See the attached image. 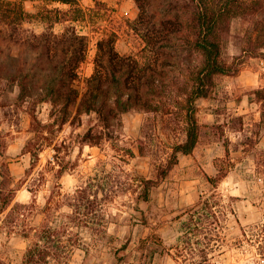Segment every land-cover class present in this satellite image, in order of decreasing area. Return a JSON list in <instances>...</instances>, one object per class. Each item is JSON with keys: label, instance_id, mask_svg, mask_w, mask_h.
I'll return each mask as SVG.
<instances>
[{"label": "rangeland", "instance_id": "1", "mask_svg": "<svg viewBox=\"0 0 264 264\" xmlns=\"http://www.w3.org/2000/svg\"><path fill=\"white\" fill-rule=\"evenodd\" d=\"M100 1L103 4L94 23L75 24L88 35L89 48L74 85L81 96L86 92L98 40L104 29L111 31L117 35L118 52L140 61L146 72L136 107L107 122L97 114L75 118L73 111L64 123L61 107L39 101L45 75L40 68V75L33 77L37 84L25 102H18V88L12 91L6 78H1L0 182L10 168L21 186L14 203L30 205L36 200L27 222L33 226L42 221L41 207L57 182L68 194L92 184L99 200L97 226L105 233L98 245L86 234V243L74 245L70 264H195L201 260L199 252L195 259H187L189 248L204 247L210 241L203 235L193 236L192 246L185 245L188 230L184 224L193 206L213 191L219 194L218 222L213 226H220L222 238L210 242L220 248L204 264H264V245L243 242L241 229L254 222L264 200V98L256 93L264 88V12L233 21L223 59L237 63L239 71L216 77L211 95L195 102L198 145L192 154L180 155L168 175L159 179V169L166 166L174 146L186 138L188 97L200 58L181 41L186 27L167 22L173 18L167 16L170 0ZM24 4L28 11L37 10L31 1ZM81 6L89 11L96 2L81 0ZM64 29L65 25H58L55 32ZM178 29L185 31L175 32ZM3 36L0 28V62H6L11 53ZM145 36L150 37V45ZM19 50L14 52L20 54L21 64L31 67L36 55L25 47ZM38 123L52 125V134H45L55 136L52 146L44 147L41 141L28 146ZM64 166L68 172L58 179L56 170ZM221 174L220 182H210ZM143 178L160 183L150 203L138 200ZM206 213L197 215L199 222H209ZM4 217L0 211V264H22L28 242L19 232L1 233ZM228 220L233 234L227 230ZM127 241L130 244L125 247Z\"/></svg>", "mask_w": 264, "mask_h": 264}, {"label": "trees", "instance_id": "2", "mask_svg": "<svg viewBox=\"0 0 264 264\" xmlns=\"http://www.w3.org/2000/svg\"><path fill=\"white\" fill-rule=\"evenodd\" d=\"M26 1L35 3L37 10L28 11L24 4ZM95 2L96 6L87 11L81 6V0H0V28L4 41L11 48L8 60L0 62V79L6 78L12 91L18 88V102H25L32 95L34 84H37L33 77L40 75V68L45 75L39 101L52 102L54 106L61 107L64 123L73 111L75 118L97 114L107 122L112 116L125 114L136 107L139 100L137 95L145 82L146 72L143 71L140 61L128 59L118 52L117 35L111 31L104 29L98 40L95 68L93 74L87 78L86 92L81 96L74 85L79 79V69L89 48L88 35L81 33L75 24L95 22L103 4L100 0ZM62 5L69 8L63 9ZM167 8V16L173 17L167 22L174 26L182 23L186 27L187 31L181 41L193 49L200 60L193 71L192 90L188 97L190 106L186 138L174 146L166 166L159 169V179L168 175L178 163L180 155H190L196 149L200 136L195 102L211 95L216 77L237 74L238 64H229L223 59V45L229 37L233 21L264 12V0H170ZM27 25L35 28L29 31ZM58 25H65L62 33L55 32ZM36 27L43 31L38 32ZM183 31L185 30L178 29L175 32ZM145 40L147 45L152 43L150 37L145 36ZM22 47L36 55V61L31 67L22 65L20 54L14 52ZM256 93L264 98V88ZM34 126L36 136L29 141L28 146L40 141L44 147L52 146L55 136L45 135L47 131L50 134L52 125L38 123ZM68 168L64 166L57 169L56 177L63 178ZM33 170L34 167L26 171L25 179ZM6 172L0 182V211L5 213L1 233L11 235L19 232L27 240L22 264H70L69 258L74 251V245L86 243V234L91 236L93 245H98L105 231L97 226L99 200L94 194L92 184L88 183L74 194H68L64 193L62 183L57 182L46 204L41 207L42 221L33 226L27 222L35 211L36 200L30 205L14 203L21 186L15 182L10 168ZM223 177L221 174L216 179L211 178L210 182H220ZM159 184L158 180L143 178L138 200L150 203L153 189ZM218 196L213 191L202 197L190 210L189 220L184 224L188 230L184 236L185 245L192 246L193 236L203 235L204 240L208 239L210 242L213 239L218 242L217 238H222L220 226H213L218 222L215 211ZM231 199L243 200L240 197ZM65 208L67 211L61 212ZM202 211L207 212L204 215L209 220L207 224L196 218ZM230 212L235 215L234 208ZM212 217L214 221L211 220ZM241 229L243 242L264 245V200L259 212L254 215V222ZM227 230L230 232V221ZM210 242L204 247H190V257L187 259H195V252L198 251L201 260L195 264L207 262L209 254L220 248V244L211 245ZM129 244L130 241H127L124 245L126 247Z\"/></svg>", "mask_w": 264, "mask_h": 264}]
</instances>
